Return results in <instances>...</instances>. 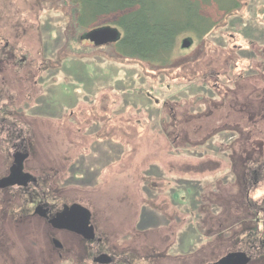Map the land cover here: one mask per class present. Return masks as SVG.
Instances as JSON below:
<instances>
[{
	"label": "rangeland",
	"instance_id": "1",
	"mask_svg": "<svg viewBox=\"0 0 264 264\" xmlns=\"http://www.w3.org/2000/svg\"><path fill=\"white\" fill-rule=\"evenodd\" d=\"M229 2L223 6L228 8ZM237 2L239 7L224 17L216 4L205 5L202 13L221 23L190 49H183L181 41L195 35H181L171 64L158 69L117 57L111 45L81 41L69 0H0V52L27 58L31 66L13 68L0 57L1 103L23 119L17 121L19 127L31 126L36 133L29 137L27 166L43 178L49 203L76 201L90 208L108 234L110 251L129 252L134 264L214 261L237 246L248 247L255 212L248 201L261 209L257 217L262 219L264 167L257 169L254 186L252 170L263 159L258 147L264 136H201L203 126L192 136H175L169 110L175 96L185 101L186 80L203 68V55L217 59L221 53L233 54V44L248 49L264 22V0ZM114 20L105 16L89 28L112 27ZM235 31L234 42L225 39ZM240 62L239 69L246 70L247 62ZM44 68L55 70L49 74L54 87L48 95L56 97L59 86L63 89L57 96L65 108L61 126L40 116V110L29 115L28 108L42 100L34 81ZM246 83L242 91L248 90ZM241 101L249 100L242 95ZM62 126L65 131L59 135ZM1 128L0 140L5 136ZM2 159L0 152L1 176ZM10 193L14 190H0V264H60L47 250L38 221L13 213L20 206ZM56 238L61 240L58 233ZM84 256L75 244L62 264Z\"/></svg>",
	"mask_w": 264,
	"mask_h": 264
},
{
	"label": "flooded vegetation",
	"instance_id": "2",
	"mask_svg": "<svg viewBox=\"0 0 264 264\" xmlns=\"http://www.w3.org/2000/svg\"><path fill=\"white\" fill-rule=\"evenodd\" d=\"M219 23L221 22L217 21V25ZM230 33L225 39L234 42L238 33L237 31ZM253 33L254 37L251 39L248 49L233 44V54L221 53L217 59L214 54L207 59L202 53L203 68L201 66V70H193L191 76L186 80L185 101L180 102L181 98L175 96L169 107L175 136H179V134L192 136L194 130L202 126L204 134L201 136H264V22ZM205 38L191 37L188 40L191 43L188 49ZM220 41H224V39H220ZM0 57L2 59L4 57L5 61L8 60L13 68L20 67L22 70L24 66L25 68L31 67L26 63L27 58L17 60L12 53L1 51ZM242 60L247 62L246 70L239 69ZM190 61L194 62V58ZM209 66L213 69L218 67L223 70L213 72ZM191 68L194 67L191 66ZM44 70L42 75H38L37 81H34V85L39 83L37 88L42 95V100L36 101L38 104L28 108L29 115H34L32 114L34 110L35 114L40 113V116L44 115L49 120H57L61 126L65 119V108L60 102L62 96H57L60 93L63 94V89L60 91L59 86L60 93L58 92L56 97L48 95L54 87L53 84L48 83L52 78L49 74L55 70L46 71L45 68ZM2 72L4 71L0 68V73ZM57 72L60 75L59 69ZM195 73L198 77L194 76ZM246 82H249L250 86L247 87V91H242L241 84H247ZM259 83L263 84L262 87L258 85ZM3 94L0 90V126H2L1 130L5 132L4 138L0 140V146L4 147V149H0L3 157L1 166L4 169H2L4 174L0 175V185L4 187L0 190H14V193H10L9 198L16 200V205L18 206L19 203L20 207L13 213L20 214L21 220L36 219L38 221V227L42 229L41 236L43 235L47 250L60 259L57 263L62 264L64 254L67 255L69 248L76 244L83 249L85 256L83 259L70 261L71 264H134V260L127 254L129 252L110 251L112 247L108 234L98 227L95 214L90 208L76 201L63 200L60 202L61 200H59L52 203L47 201L46 187L41 184L43 178L36 175V172L33 173L32 168L27 166L31 157L29 137L35 136L36 133L31 126H25L26 129L18 126L17 121L23 119L6 110L8 103H1ZM242 95L249 101H241ZM35 99H33L34 103ZM43 100L45 101L43 102ZM39 107L42 108L37 109ZM39 110L40 112L37 113ZM75 116L77 117V114ZM28 119L31 120L30 125L34 123V119ZM180 128H184L186 132H182ZM64 131L65 127L62 126L59 128L58 134H64ZM258 148L263 159L257 164L256 169L252 170L253 186L257 183L258 170L261 171L264 167V144ZM250 153L253 156L254 153L252 151ZM25 174L31 178L27 179L24 177ZM247 206L250 210H255L253 213L254 234H250L248 247H243V249L237 246L216 260L205 264H240L236 258H226L229 254L245 255L248 260L247 264H255L259 259H264V230L261 232L258 230L259 223L264 221V212H262L260 220L257 215L261 209L249 201ZM262 225L264 227V223ZM57 233L61 240L56 238ZM68 258H70L69 255Z\"/></svg>",
	"mask_w": 264,
	"mask_h": 264
},
{
	"label": "trees",
	"instance_id": "3",
	"mask_svg": "<svg viewBox=\"0 0 264 264\" xmlns=\"http://www.w3.org/2000/svg\"><path fill=\"white\" fill-rule=\"evenodd\" d=\"M224 2L226 0H69L75 8L74 28L81 31V41L86 40L84 36L93 30L89 27L98 19L115 16L112 27L118 31L119 38L107 44L113 47L114 54L158 69L171 64L181 35L191 33L201 38L217 26V22L202 13L205 5L216 4L223 17L239 7L237 0H230L228 8L223 6Z\"/></svg>",
	"mask_w": 264,
	"mask_h": 264
},
{
	"label": "water",
	"instance_id": "4",
	"mask_svg": "<svg viewBox=\"0 0 264 264\" xmlns=\"http://www.w3.org/2000/svg\"><path fill=\"white\" fill-rule=\"evenodd\" d=\"M84 38L97 47L115 42L119 38V33L113 28L105 27L91 30L84 36ZM189 45L190 42H188V40H183L181 42V47L183 49L188 48ZM24 177H26L27 179L31 178L29 175L26 174L24 175ZM3 187V185H0V188ZM226 258H236L240 261V264H247L248 262L247 258H245V255L243 254H229Z\"/></svg>",
	"mask_w": 264,
	"mask_h": 264
}]
</instances>
